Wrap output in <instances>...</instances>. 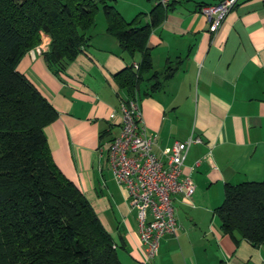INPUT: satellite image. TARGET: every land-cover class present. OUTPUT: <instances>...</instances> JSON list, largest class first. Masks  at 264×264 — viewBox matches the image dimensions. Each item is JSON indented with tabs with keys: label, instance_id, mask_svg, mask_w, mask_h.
<instances>
[{
	"label": "crops",
	"instance_id": "obj_1",
	"mask_svg": "<svg viewBox=\"0 0 264 264\" xmlns=\"http://www.w3.org/2000/svg\"><path fill=\"white\" fill-rule=\"evenodd\" d=\"M219 1H173L148 35L153 70L179 59L158 90L137 97L146 131L155 134L153 151L164 157L163 148L175 140L202 138L189 146L182 165L195 182L191 199L172 196L177 233L162 235L149 260L128 191L99 150L120 127L124 92L114 74L140 53L123 51L103 19L64 69L54 72L42 54L29 51L17 63L58 111L44 126L52 158L91 203L123 264H264V240L254 245L224 232L213 211L226 182L264 180V0H238L211 31L201 5ZM156 2L115 6L126 19L143 11L147 22ZM42 38L49 42L47 34Z\"/></svg>",
	"mask_w": 264,
	"mask_h": 264
},
{
	"label": "trees",
	"instance_id": "obj_2",
	"mask_svg": "<svg viewBox=\"0 0 264 264\" xmlns=\"http://www.w3.org/2000/svg\"><path fill=\"white\" fill-rule=\"evenodd\" d=\"M114 1L0 0V264H123L91 203L52 158L44 126L58 111L16 67L43 32L49 36L46 63L54 72L64 69L88 44L101 8L106 31L120 48L140 53L137 66L114 74L121 99L158 90L179 59L174 65L168 60L164 71L153 70L148 35L172 2L156 3L150 21L143 22V11L126 19ZM213 211L224 232L260 244L264 180L226 182Z\"/></svg>",
	"mask_w": 264,
	"mask_h": 264
},
{
	"label": "built area",
	"instance_id": "obj_3",
	"mask_svg": "<svg viewBox=\"0 0 264 264\" xmlns=\"http://www.w3.org/2000/svg\"><path fill=\"white\" fill-rule=\"evenodd\" d=\"M176 0H157L167 5ZM238 0H220L201 6L209 22V30L216 31L227 12ZM41 40L28 51L42 54L49 42ZM137 66V63H134ZM120 127L116 135L102 143L100 155L107 160L114 180L126 187L130 204L135 207L139 223V236L145 244V260L152 258L159 249L164 234L176 235L178 223L174 217L173 194L190 200L195 182L182 165L189 146L201 142L199 135L190 134L184 140H175L163 148L164 157L153 151L155 134L146 131L135 97L120 102Z\"/></svg>",
	"mask_w": 264,
	"mask_h": 264
},
{
	"label": "rangeland",
	"instance_id": "obj_4",
	"mask_svg": "<svg viewBox=\"0 0 264 264\" xmlns=\"http://www.w3.org/2000/svg\"><path fill=\"white\" fill-rule=\"evenodd\" d=\"M129 1H135L136 3H140L141 5H147V1L148 0H115L114 3H117L116 5H118V7L123 8L124 5L127 6ZM152 0H149V2H151ZM101 18V19H100ZM104 15L103 12L101 10V8L98 10V12L96 13V19H95V25L97 24V26L103 22Z\"/></svg>",
	"mask_w": 264,
	"mask_h": 264
}]
</instances>
